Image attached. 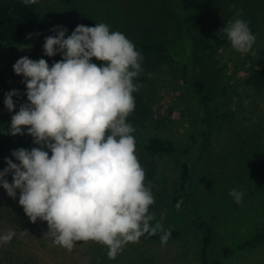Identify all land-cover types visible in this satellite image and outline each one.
<instances>
[{"label": "rangeland", "instance_id": "1", "mask_svg": "<svg viewBox=\"0 0 264 264\" xmlns=\"http://www.w3.org/2000/svg\"><path fill=\"white\" fill-rule=\"evenodd\" d=\"M75 1L94 21L108 24L111 31L123 33L134 45L144 37L148 43L169 46L170 53L138 50L143 57L142 71L134 80L139 90L133 93L135 109L127 117V122L135 129L134 137L142 143L143 138L160 134L183 145L189 141L192 132L202 131L203 134L189 156L192 200L181 210L168 202L174 181L173 157L147 152L136 145L135 154L146 173L145 183L150 185L155 199L149 207V212L155 216L150 225L159 222L165 230H177L179 235L169 238L166 245L160 240H147L141 236L137 243L126 244L118 254L119 258L134 260L135 264H148V259L152 264H200L202 235L191 225L196 215L197 219L206 220L212 226V240L206 248L208 258H219L222 264H264V242L251 244L225 258L222 256L225 247L235 248L264 227V177L260 179L262 194L254 197L250 192L254 183L249 184L246 176L239 174L241 170L237 166L248 153L250 157L254 156V132L260 133V127L264 126V88L252 90L239 84L251 67L264 64V21L257 23L254 30L250 29L256 40L249 53L237 52L225 40L224 46L211 55L215 98L212 102L201 103L180 79L178 56H181V43L187 37L181 20L184 14L176 0H147L149 7L163 13L160 16L142 0ZM40 12L51 25L60 23L59 18L63 16L55 0H41ZM218 27L222 29L224 22ZM47 35H54V32L50 29ZM23 46L27 44H0L5 93L21 85L20 105L27 102L25 85L21 82L23 77L16 75L12 66L20 57L26 56L27 47ZM40 58L51 66L61 56L49 58L43 55L42 49L35 60ZM92 62L103 63L95 58ZM192 66L196 70L199 67L198 64ZM190 69L188 72L191 73ZM5 113L6 108H0V114ZM204 117L206 124L202 122ZM9 124L10 120L0 121L3 130L0 131V146L20 144L21 135L5 134ZM261 133L264 135V130ZM259 142L264 150V137ZM5 157L16 162L10 155L0 156V170L6 167ZM6 178L11 182V175ZM233 188L244 193L239 204L229 196ZM18 196L19 190L17 197L11 198L0 188V234L16 233L9 243L0 246V264H97L94 258L105 245L91 240L79 241L71 251L53 245L47 234V222L39 219L31 222L19 206Z\"/></svg>", "mask_w": 264, "mask_h": 264}, {"label": "clouds", "instance_id": "2", "mask_svg": "<svg viewBox=\"0 0 264 264\" xmlns=\"http://www.w3.org/2000/svg\"><path fill=\"white\" fill-rule=\"evenodd\" d=\"M239 16L238 11L217 35L237 52L249 53L256 37ZM51 31L43 55L59 54V61L50 66L43 58L23 56L12 66L23 77L27 102L11 115L5 134H27L38 147L11 151L16 162L4 158L0 188L11 198L19 190L24 214L33 223L47 222L52 244L69 251L76 242L91 240L105 245L108 258L115 259L126 244L158 231L166 245L171 230L159 222L150 225L155 216L149 207L155 199L135 154V129L127 122L135 109L133 93L139 90L134 80L142 71L141 53L106 23L77 25L67 38L63 25ZM93 58L103 63L97 65ZM14 96H19L16 89L4 94L9 112ZM229 196L239 204L244 193L233 188ZM15 235L0 234V246Z\"/></svg>", "mask_w": 264, "mask_h": 264}, {"label": "trees", "instance_id": "3", "mask_svg": "<svg viewBox=\"0 0 264 264\" xmlns=\"http://www.w3.org/2000/svg\"><path fill=\"white\" fill-rule=\"evenodd\" d=\"M63 11V16L59 18L60 23L51 25L43 19L40 12L41 0L36 3L25 5L21 0H0V44L8 46H17L26 43L27 54L30 59L35 60L41 50L45 37H47L50 29L55 25H63L68 29L66 37L71 34L77 25L95 26L98 24L79 6L75 0H55ZM145 5L155 14L160 16L161 11L149 7V1L142 0ZM179 9L183 12L184 17L181 18L184 25L183 31L187 37L182 41L180 49L181 56H178V62L181 65L180 79L186 84L196 99L201 103L212 102L214 95V80H212L214 62L211 61V55L218 49L224 46L226 37L217 35L220 30L218 24L224 22L227 26L235 17L236 13L240 12V19L245 20L250 29L256 27L257 23L264 21V0H176ZM156 5V4H155ZM154 5V6H155ZM145 8V7H144ZM163 6L161 5V9ZM160 9V8H157ZM137 24V23H135ZM134 24V26H135ZM151 25V23L148 22ZM143 26V24H141ZM139 24V26L141 27ZM138 27V26H137ZM136 30V27H134ZM135 44V49L144 53H170L169 46L162 44L148 43L144 40ZM198 64V69L189 62ZM191 67L190 72H188ZM193 67V68H192ZM215 77V76H214ZM239 84L247 89L260 90L264 88V64H258L256 68L251 67L244 75ZM19 92V96H14L15 106L12 112L6 109L5 114H0V121L10 120L11 115L15 114L20 107L22 98V86L16 85L15 88ZM5 94L4 74L0 68V108H5L3 100ZM222 115H217V117ZM224 117L227 114L223 115ZM203 124L207 123V118L204 117ZM257 124V123H255ZM260 133L254 132V156L250 157L249 153L243 160L237 162L240 175L246 176L249 184L254 186L250 192L254 197L262 194V186L260 179L264 177V150L259 143V139L264 135L261 133L264 126L260 127ZM202 131L192 132L189 141L180 145L171 137H164L160 134H152L143 138L140 143L138 138H135V145L139 148L151 153L165 154L173 157L174 164V181L171 186V191L168 197V202L173 208L183 209L192 200V193L189 188L192 169L189 166V156L193 147L199 143L202 137ZM257 135V136H256ZM33 147H38L33 144L32 137L29 135H21L20 144L17 146H0V156L10 155L11 151L19 148L30 150ZM264 148V147H263ZM11 156V155H10ZM238 157H236L237 159ZM264 191V188H263ZM261 193V194H260ZM264 203V201H262ZM264 208V206H263ZM191 225L198 229L202 235V252L200 264H222L219 258H208L206 248L210 244L213 236L212 226L208 221L192 219ZM161 232L156 234H144L143 237L147 240H160ZM179 235V231L171 230L170 238H175ZM264 242V227L257 229L249 239L239 243L235 248L225 247L222 256L225 258L230 253L244 250L247 246L256 243ZM108 248L105 247L99 251V254L94 258L97 264H135L134 260L123 261L117 255L115 259H109ZM149 258V257H148ZM146 258V260L148 259ZM151 263V259L146 261Z\"/></svg>", "mask_w": 264, "mask_h": 264}]
</instances>
